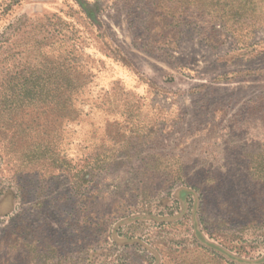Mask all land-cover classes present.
I'll list each match as a JSON object with an SVG mask.
<instances>
[{"label":"rangeland","instance_id":"rangeland-1","mask_svg":"<svg viewBox=\"0 0 264 264\" xmlns=\"http://www.w3.org/2000/svg\"><path fill=\"white\" fill-rule=\"evenodd\" d=\"M253 3L260 9L222 25L190 6L169 20L159 12L167 0H0L7 67L20 51L29 64L69 51L50 38L73 30L92 78L78 118L57 127L62 157L81 173L64 168L35 182L17 159L0 161V264H156L155 251L158 264H234L264 255V169L250 170L264 161V0ZM36 30L46 37L40 47ZM23 32L33 40L16 51ZM96 156L118 159L87 185L96 186L88 226L76 186ZM176 159L206 178L194 195L203 212L183 196L190 186L163 184ZM197 232L216 253L195 248Z\"/></svg>","mask_w":264,"mask_h":264},{"label":"trees","instance_id":"trees-1","mask_svg":"<svg viewBox=\"0 0 264 264\" xmlns=\"http://www.w3.org/2000/svg\"><path fill=\"white\" fill-rule=\"evenodd\" d=\"M167 2L169 7L160 8L159 12L165 13L169 20H173L175 14L182 11L183 6H190L197 12L210 13L222 25L254 12L256 7L260 9L255 6L253 0H167ZM155 11L157 12L158 9L156 8ZM36 31L38 32L34 34V40L31 36L24 38L25 32L17 36L18 39L14 42L15 50L19 51L25 46L22 42L24 39L26 41L32 39L36 47L46 42V37L42 39L40 37L43 30ZM162 31L170 37L176 34V30ZM72 33H74L73 30H55L50 38V41L56 40L59 44L69 43V51H64L62 54H42L34 64L22 62L20 51L12 58L14 60L17 57V59L8 67L3 57L5 42L3 35L0 36V130L7 140H2L0 161L7 157L17 159L20 163L17 164L18 171H26L25 173L31 175L35 182L38 181L35 178L37 175L44 174L50 177L54 171L62 172L64 168L74 169L76 173L84 170V168L76 169L75 165L62 157L63 136L57 129L58 126L78 118L77 103L92 79L84 69L80 61L81 54L76 49L80 47L77 43L79 38H71ZM169 40L172 42L173 38ZM116 159L118 157L108 161L105 158L100 159L99 156L94 157L88 163L90 165L86 174L82 175L79 180L80 184L76 186L82 192L79 194L78 204L85 203L82 213L85 214L83 220L88 226L94 224L91 207L96 186L87 185H97L102 171L105 170L108 173V169ZM182 163L181 159L173 161V165L177 164L180 168L172 171L171 169L166 170L165 175L162 176L163 184L190 186L191 190L194 189V193L184 190L182 194L186 198L189 197L191 204L195 207V213L197 210L203 212L204 202L201 201L198 204L194 195L199 193L198 186H205L206 178L201 180L195 178L196 173L184 169ZM251 168L250 170H263L264 161L259 164L252 161ZM83 190L86 193H83ZM194 229L197 230V228ZM196 237L197 240L199 239L195 246L196 249L211 248L212 253H216V248L200 236V233L197 232ZM152 255L156 264L161 262L157 251ZM232 259L234 264H264V255L255 260H241L238 257Z\"/></svg>","mask_w":264,"mask_h":264}]
</instances>
